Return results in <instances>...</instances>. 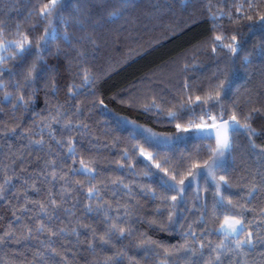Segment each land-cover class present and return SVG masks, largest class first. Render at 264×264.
<instances>
[{
    "label": "snow or ice",
    "instance_id": "6c2138e0",
    "mask_svg": "<svg viewBox=\"0 0 264 264\" xmlns=\"http://www.w3.org/2000/svg\"><path fill=\"white\" fill-rule=\"evenodd\" d=\"M0 264H264V0H0Z\"/></svg>",
    "mask_w": 264,
    "mask_h": 264
},
{
    "label": "trees",
    "instance_id": "16d2710c",
    "mask_svg": "<svg viewBox=\"0 0 264 264\" xmlns=\"http://www.w3.org/2000/svg\"><path fill=\"white\" fill-rule=\"evenodd\" d=\"M145 3H147V0H145ZM15 19V15L13 17ZM20 19L22 20L23 17L21 16ZM179 17H176L175 20H179ZM196 34V30L193 32H188L183 35H177L173 38H165L161 35L159 31L156 33H153L152 35L156 36L161 40V46L156 48L155 51H152L148 56H146L143 60H138L135 64H132L130 67H126L123 71L119 72L118 75L113 76V79L108 82L105 87L110 86L111 84H119L120 82L124 81L126 78H130L132 74L137 73L138 70H143L145 65H147L149 62L152 61H158L162 57H166L168 55H174L175 53H178L182 47L186 46L187 43L190 41V39ZM146 39H151V36L147 37ZM253 42H255L258 37H252L251 38ZM258 78V76H257ZM255 81H253L254 83ZM241 84L244 83V81L240 82ZM248 87H252V84L250 83ZM243 91V89H241ZM40 106H43V97L41 95L40 98ZM124 114V113H122ZM141 123H144L145 121L143 118H141ZM148 126H152L149 124ZM160 130V129H157ZM174 130V129H173ZM175 243L176 241H172Z\"/></svg>",
    "mask_w": 264,
    "mask_h": 264
}]
</instances>
